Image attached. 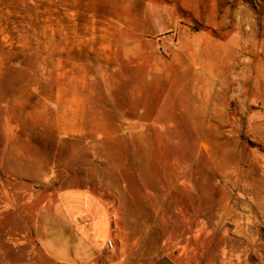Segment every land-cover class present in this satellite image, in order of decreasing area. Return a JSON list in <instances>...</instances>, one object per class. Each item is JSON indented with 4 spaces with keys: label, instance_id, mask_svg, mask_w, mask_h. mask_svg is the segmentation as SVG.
Here are the masks:
<instances>
[{
    "label": "rangeland",
    "instance_id": "1",
    "mask_svg": "<svg viewBox=\"0 0 264 264\" xmlns=\"http://www.w3.org/2000/svg\"><path fill=\"white\" fill-rule=\"evenodd\" d=\"M263 44L264 0H0V264H52L37 209L84 186L125 264H264Z\"/></svg>",
    "mask_w": 264,
    "mask_h": 264
},
{
    "label": "crops",
    "instance_id": "2",
    "mask_svg": "<svg viewBox=\"0 0 264 264\" xmlns=\"http://www.w3.org/2000/svg\"><path fill=\"white\" fill-rule=\"evenodd\" d=\"M260 52L264 55V44ZM71 97L65 129L79 134L86 128L87 106L80 93ZM118 227L115 202L92 186L66 187L50 194L35 216L37 243L52 264H125ZM111 239L112 250L107 247Z\"/></svg>",
    "mask_w": 264,
    "mask_h": 264
},
{
    "label": "water",
    "instance_id": "3",
    "mask_svg": "<svg viewBox=\"0 0 264 264\" xmlns=\"http://www.w3.org/2000/svg\"><path fill=\"white\" fill-rule=\"evenodd\" d=\"M156 264H174V263L171 262L168 258H162L159 261H157Z\"/></svg>",
    "mask_w": 264,
    "mask_h": 264
},
{
    "label": "built area",
    "instance_id": "4",
    "mask_svg": "<svg viewBox=\"0 0 264 264\" xmlns=\"http://www.w3.org/2000/svg\"><path fill=\"white\" fill-rule=\"evenodd\" d=\"M107 247H108V249H110V250L114 249V241H113V239H111V240H109V241L107 242Z\"/></svg>",
    "mask_w": 264,
    "mask_h": 264
}]
</instances>
